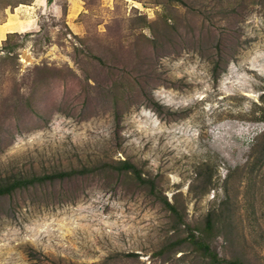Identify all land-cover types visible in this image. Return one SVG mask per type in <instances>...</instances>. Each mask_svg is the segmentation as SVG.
I'll list each match as a JSON object with an SVG mask.
<instances>
[{"label": "rangeland", "instance_id": "rangeland-1", "mask_svg": "<svg viewBox=\"0 0 264 264\" xmlns=\"http://www.w3.org/2000/svg\"><path fill=\"white\" fill-rule=\"evenodd\" d=\"M8 19L29 27L0 40V185L90 172L0 198V264H213L197 240L264 264V0H0Z\"/></svg>", "mask_w": 264, "mask_h": 264}, {"label": "trees", "instance_id": "trees-1", "mask_svg": "<svg viewBox=\"0 0 264 264\" xmlns=\"http://www.w3.org/2000/svg\"><path fill=\"white\" fill-rule=\"evenodd\" d=\"M11 35V34H10ZM6 42V41H5ZM10 52V50H8ZM264 112V111H263ZM264 118V117H263ZM113 168V165H109ZM118 172H127V173H133L136 177L140 178L143 182H148L151 184V192H154V186L152 185V182L149 180H143L136 169V167L129 162L128 160H123L119 162V165L115 168ZM90 172L87 168H81V169H71V170H61L57 172H52L50 174H42V175H34L31 177H21L16 178L10 182L4 183L0 185V198L4 196L12 195L14 192L18 190H25L28 188H34L36 186H43L47 183H54V182H64L66 180H70L82 175H85L86 173ZM165 206L174 214H177V208L169 203L166 198L164 199ZM207 231L212 229V223L207 222L206 224ZM205 232V231H204ZM195 236L192 235V241L194 242ZM196 245V248L207 254L211 257V260L213 261V264H238L235 261L231 260H220L218 259L217 253L210 250V247L208 243H206L204 240H197L194 242Z\"/></svg>", "mask_w": 264, "mask_h": 264}, {"label": "bare ground", "instance_id": "bare-ground-1", "mask_svg": "<svg viewBox=\"0 0 264 264\" xmlns=\"http://www.w3.org/2000/svg\"><path fill=\"white\" fill-rule=\"evenodd\" d=\"M24 23L22 21L8 19L5 22H3L2 24H0V40H2L5 37L7 32H23V31H26L28 29L29 25H27V24L25 25Z\"/></svg>", "mask_w": 264, "mask_h": 264}]
</instances>
